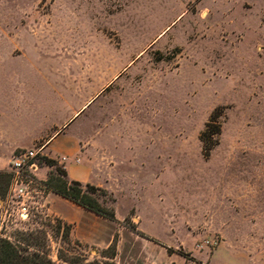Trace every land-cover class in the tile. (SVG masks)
<instances>
[{"label": "rangeland", "instance_id": "374dc122", "mask_svg": "<svg viewBox=\"0 0 264 264\" xmlns=\"http://www.w3.org/2000/svg\"><path fill=\"white\" fill-rule=\"evenodd\" d=\"M0 76L23 80L29 139L77 142L75 156H38L43 197L27 221L10 215L0 238L37 235L40 247L21 246L54 264H65L58 251L264 264V0H0ZM214 112L220 131L204 157ZM44 157L67 182L77 165L115 219L40 188L55 174ZM10 205L7 188L0 209ZM111 244L113 258L101 257Z\"/></svg>", "mask_w": 264, "mask_h": 264}, {"label": "trees", "instance_id": "16d2710c", "mask_svg": "<svg viewBox=\"0 0 264 264\" xmlns=\"http://www.w3.org/2000/svg\"><path fill=\"white\" fill-rule=\"evenodd\" d=\"M218 115L214 112L210 115L208 122L205 125L204 130L201 133L202 151L203 156L208 155L209 150L216 144L209 140L211 136L219 134V126L216 123ZM215 123V124H214ZM206 137V140L204 138ZM210 141V142H208ZM44 162L49 166L55 167V174H49L48 178L42 182L45 190L52 192L59 197L75 204L76 206L95 214L103 219L114 220V212L112 209L105 207L99 202L97 196L99 193L105 194V191L101 188L95 187L89 183L82 184L79 181L71 180L67 182L63 177H66V172L63 168L57 166L54 160L44 157ZM10 180V174L5 171H0V196H2L8 188ZM62 240L65 244L70 243L69 238V226H64V232L61 234ZM20 243V244H19ZM22 245L32 247H40V240L36 235H29L26 239H21L18 243H11L5 238H0V264H54L47 256L46 252L35 249L30 252L28 248H24ZM78 245V242L73 241ZM111 256L105 255V250L101 252L103 258H113L114 244L110 245ZM167 253L170 254V248H167ZM181 255L188 261L195 264H199L188 253H181ZM58 260L65 264H111L108 261H87V259L77 252V254L64 255L61 251L57 254Z\"/></svg>", "mask_w": 264, "mask_h": 264}, {"label": "crops", "instance_id": "0c3cea01", "mask_svg": "<svg viewBox=\"0 0 264 264\" xmlns=\"http://www.w3.org/2000/svg\"><path fill=\"white\" fill-rule=\"evenodd\" d=\"M28 103L29 96L23 90V80L21 78L17 76H0V170L4 169L5 165L7 166L10 157L15 151L28 149L34 144L42 145V153L50 158L77 155L76 140H71L67 137L64 140H55L63 136H55L52 140H45L46 138L40 135L32 136L29 139V129L24 124L28 119ZM64 108L67 113L68 107L65 105ZM33 109L32 116L36 118L39 111L38 105H35ZM73 116H75V113H73ZM60 125L58 123V126L54 127H59ZM48 137L49 139L51 138L50 136ZM41 141L43 142L40 143ZM65 168H67L66 165ZM68 177L74 181H82V174L78 171L77 165H73ZM191 257L194 258L192 255ZM210 258L206 262L194 259L199 264H210Z\"/></svg>", "mask_w": 264, "mask_h": 264}, {"label": "built area", "instance_id": "2783aa9c", "mask_svg": "<svg viewBox=\"0 0 264 264\" xmlns=\"http://www.w3.org/2000/svg\"><path fill=\"white\" fill-rule=\"evenodd\" d=\"M42 145L33 149L15 151L9 162L7 173L10 174L8 196L11 202L10 212L0 209V226H6L10 215H15L21 222L29 219L30 208L37 203V196L43 197L42 191L38 190L35 171L38 168L37 159L42 155ZM40 188L45 189L42 184Z\"/></svg>", "mask_w": 264, "mask_h": 264}]
</instances>
